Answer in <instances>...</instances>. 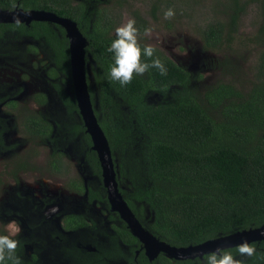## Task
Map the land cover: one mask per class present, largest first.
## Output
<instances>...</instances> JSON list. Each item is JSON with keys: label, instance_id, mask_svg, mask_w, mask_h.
Listing matches in <instances>:
<instances>
[{"label": "trees", "instance_id": "1", "mask_svg": "<svg viewBox=\"0 0 264 264\" xmlns=\"http://www.w3.org/2000/svg\"><path fill=\"white\" fill-rule=\"evenodd\" d=\"M255 1L259 2L262 22L249 39L259 49L251 86L244 89L233 82L220 81L202 89L197 82L201 76L192 75L157 48L154 54L165 63L166 76L152 69L126 87L107 80L111 54L105 49L114 28L119 26L120 14L103 0H0L3 10L50 11L78 24L89 42V92L96 106L97 97L95 114L114 159L116 154L120 160L121 180L127 177L131 183V190L120 189L121 193L143 226L171 246L199 245L212 240L206 237L213 233L219 238L264 226V0ZM248 6L247 1L234 0L225 5L228 19H217L203 29L205 48L225 56L218 58L224 71L233 73L239 69L226 54L231 50L239 53L234 40ZM158 8L155 3L154 17ZM130 11L140 29L139 43L143 46V29L150 25L140 11ZM65 35L59 25L46 22H33L30 26L0 24V40L31 38L45 46L51 62L71 85ZM63 100L69 106V116H79L76 98L64 95ZM25 128L38 138L48 137L54 144V164L58 166L63 152L57 149L50 122L32 113L26 116ZM72 128L75 134H83L82 142L88 147L86 158L101 182L100 163L83 121ZM6 131V122L0 117V145ZM69 185L80 195L86 192L79 179L71 180ZM100 188L101 193L89 189L90 202H107L106 191L102 185ZM115 218L120 226L114 225L113 233L90 224L82 215L68 214L63 220V230L68 234H62L55 224L45 223L36 207H32L26 224L32 231L30 240L41 248L29 257L25 250L28 241L23 239L17 254L24 264H132L135 245L139 243L126 224ZM255 244L257 252L264 253V241ZM228 250L244 264H264V258L241 257L235 248ZM142 261L150 264L144 255L139 258L140 264ZM159 262L171 263L166 257H160Z\"/></svg>", "mask_w": 264, "mask_h": 264}, {"label": "rangeland", "instance_id": "2", "mask_svg": "<svg viewBox=\"0 0 264 264\" xmlns=\"http://www.w3.org/2000/svg\"><path fill=\"white\" fill-rule=\"evenodd\" d=\"M103 1L120 14L119 25L132 18L130 10L140 11L153 29L143 36L145 43L162 51L192 75L201 76V80L197 82L202 89L212 87L220 81H230L244 89L251 86L259 49L255 44H250L249 39L262 22L259 2L244 0L249 2V6L241 16L234 40L239 53L235 54L231 50L226 54L239 67L232 73L222 70L218 65V58H224V55L205 48L202 32L209 23L217 19H228L229 11L225 9V5L233 4L234 0ZM155 3L159 8L154 17L152 13ZM169 7L175 10L176 15L165 20L163 11ZM44 49L45 46L31 38L16 40L8 37L0 41V94L16 95V99L31 112L45 115L56 132L57 139H63L57 149L64 155V172L56 173L50 169L53 146L48 141L27 137L26 133L25 135L13 126L12 112L5 105L0 106V113L12 124L3 147L7 150L0 152V230L10 233V225H18L20 231L15 238L19 241L32 238V231L25 222L27 212L24 208L30 211L33 206L36 207V212L45 223L51 224V221L57 220L58 227L62 218L71 213L85 214L102 223L110 217V212L102 205L87 201L88 190L99 189L101 183L93 175L86 158L88 147L82 142L83 134L73 132V125L81 123L80 114L70 117L69 106L59 93L61 90L64 95L73 99V88L64 74H53L51 68L55 66L51 64ZM36 94H44V105L34 101L33 96ZM95 103L98 109L97 97ZM137 148L133 150L134 153ZM115 162L120 188L128 192L131 190V183L127 177L121 180V164L116 154ZM74 179L84 183L87 189L84 195L70 189L69 182ZM42 212L45 213V219ZM33 248L40 249L41 246L27 245V253L31 254Z\"/></svg>", "mask_w": 264, "mask_h": 264}, {"label": "water", "instance_id": "3", "mask_svg": "<svg viewBox=\"0 0 264 264\" xmlns=\"http://www.w3.org/2000/svg\"><path fill=\"white\" fill-rule=\"evenodd\" d=\"M33 22H46L59 25L65 31L69 45L74 95L86 132L91 136L92 150L97 154L100 163L102 181L107 191L111 210L119 214L132 235L142 243L150 260H155L162 253L169 259L193 261L216 247L228 250L236 248V245L243 240L254 243L264 241V226H261L212 239L199 245L174 247L156 238L146 229L121 193L116 162L109 141L95 114L96 105L93 104L89 92V82L92 81V72L87 57H89L90 61L92 58L86 51L89 46L87 38L83 35L74 20L60 17L53 12L43 10L26 11L21 8H16L12 11L0 9V24H25L29 26Z\"/></svg>", "mask_w": 264, "mask_h": 264}, {"label": "clouds", "instance_id": "4", "mask_svg": "<svg viewBox=\"0 0 264 264\" xmlns=\"http://www.w3.org/2000/svg\"><path fill=\"white\" fill-rule=\"evenodd\" d=\"M175 15L176 12L171 7L163 11L165 20ZM152 31V28L145 27L143 35H148ZM140 35V29L136 26L134 18H129L125 23L114 28L113 37L105 49L111 54V63L105 73L107 80L126 87L134 78H141L152 69H155L161 76L167 75L168 69L165 63L154 54L156 49L151 44L141 46ZM10 229V233L0 232V264H24L22 257L17 254L20 241L15 238L20 228L13 224L10 225ZM206 239H216V234L213 233ZM235 251L241 257L264 258V253H258L256 244L248 240H243L236 245ZM195 264H244V261L234 256L232 251L216 247L197 258Z\"/></svg>", "mask_w": 264, "mask_h": 264}, {"label": "flooded vegetation", "instance_id": "5", "mask_svg": "<svg viewBox=\"0 0 264 264\" xmlns=\"http://www.w3.org/2000/svg\"><path fill=\"white\" fill-rule=\"evenodd\" d=\"M27 26V25H26ZM30 26V25H29ZM63 29V28H62ZM64 30V29H63ZM66 36V35H65ZM5 40V39H4ZM4 40H0V41H4ZM68 50H69V45H68ZM48 58H49V56H48ZM51 64H53L52 62H51ZM54 65V64H53ZM55 66V65H54ZM51 71H54L53 72V74H59V73H61V74H63V72L62 71H60L58 68L56 69V66L55 67H53V68H51ZM56 71V72H55ZM68 79V78H67ZM71 86H72V83H71ZM72 88H73V86H72ZM59 93H60V96H61V98L63 99V96H64V94L61 92V90H59ZM16 95H9V94H0V99H2L3 101H2V103L0 104V106H6L7 107V110L8 111H11L12 112V118H13V120H14V123H12L13 124V126H15V127H17L19 130H21V131H23L24 132V134L27 136V137H29V138H32L33 140H39V141H41V140H43V141H48L49 142V144H51L52 146H53V148H52V150H51V161H50V169L52 170V171H55L56 173H63L64 172V160H63V157H62V159L60 160V163L58 164V166H62V169H60L58 166H57V164L55 165L54 164V160L56 159L55 158V153L56 152H54L53 151V149H54V144L48 139V137H45V138H38V136H34V135H32V134H30V133H28V131L26 130V128H25V120H26V116L27 115H29V114H32V113H35V112H31L29 109H28V107L27 106H25V105H22L17 99H16ZM45 98V99H44ZM33 99H34V101H36L38 104H40V105H44L45 103H46V97L44 96V94H36L35 96H33ZM42 101H45V102H42ZM10 104H12L11 106L13 107H11L10 106ZM13 104H15V105H13ZM35 114H39V115H41V116H43L44 117V119L46 120V121H49L48 120V118L45 116V115H43V114H41V113H35ZM80 114V113H79ZM0 117L1 118H3L4 120H5V122H6V125H7V131L5 132V134H4V136H3V138H4V140H3V144L2 145H0V152H5L6 150H7V148H3L4 146H5V144H6V138H7V136H8V134H9V132H10V130H11V128H12V124H11V122H10V120L8 119V118H6V117H4L1 113H0ZM81 117V116H80ZM81 120H82V118H81ZM84 124V123H83ZM53 133H56L55 131H54V129H53ZM63 141V139H57L56 140V145H60V143ZM91 149H92V147H91ZM60 151V150H59ZM64 156V155H63ZM24 163V162H23ZM25 164V163H24ZM56 166H57V168H56ZM101 185L104 187V185H103V182H102V180H101ZM69 184H70V182H69ZM100 185V186H101ZM85 186V185H84ZM69 187H70V185H69ZM86 188V187H85ZM70 189L71 190H73L71 187H70ZM104 189H105V187H104ZM98 190V192H103V189L102 188H99V189H97ZM74 191V190H73ZM105 191H106V189H105ZM86 192H87V189H86ZM85 192V193H86ZM105 198L107 199V202L105 203V202H102V201H100V200H98V199H95V200H93L92 202H90V200H89V190H88V202L90 203V204H94V203H96V204H100V205H102L103 206V208L104 209H106V210H108L109 212H110V217H109V220L108 221H105V222H101V221H97L95 218H92V217H87L85 214H78V213H71V214H77V215H82V216H84L85 218H86V220L90 223V224H92V225H94V226H96V227H98V228H106V230L107 231H109V232H113V233H115L116 231H115V226L114 225H116V226H120V221H118V219H116L115 217H119L120 219H121V217L119 216V214L118 213H115V212H112V210H111V206H110V203H109V201H108V198H107V191H106V196H105ZM47 206V205H46ZM33 208H35L34 206H33ZM24 210H26V212H27V215L25 216V222H26V218H27V216H28V214H29V211H27V209L26 208H24ZM42 215H43V217H44V219H45V213H41ZM66 215H68V214H66ZM65 215V216H66ZM65 216L62 218V220H61V225H60V227H58L57 226V220H54V221H51V223H53V224H55V226L58 228V230H60V232L62 233V234H68V233H66L64 230H63V220H64V218H65ZM55 218V217H54ZM121 221H123L122 219H121ZM47 222H49V221H47ZM109 222V225H107V223ZM124 222V221H123ZM125 223V222H124ZM48 224V223H47ZM126 224V223H125ZM50 225V224H49ZM127 226V225H126ZM128 228V227H127ZM27 241H28V243L27 244H25V250H26V246L27 245H31V246H35L36 244H38V243H33L31 240H30V238H25ZM137 241H138V243L139 244H136L135 245V247H136V249H135V256H134V260H133V262L134 263H132V264H140V262H139V258H143V255L144 256H146L147 257V259H148V263H150V264H161L160 262H159V259H160V257H166L164 254H160L155 260H150V258L147 256V254H146V251H145V248L143 247V245H142V243L137 239ZM80 242H78L77 244H79ZM122 246H124L125 248H128L127 246H125L124 244H122ZM89 249H91V250H93V248L92 247H88ZM39 249V248H38ZM34 252H35V248H33V250H32V252H31V254H28L27 253V251H26V253L28 254V256L29 257H31L33 254H34ZM166 258H168V257H166ZM169 259V258H168ZM170 261H171V263L170 264H176L177 262H182L183 260H175V259H169ZM186 261H188V260H186ZM192 261V260H191ZM123 264H125V263H123ZM128 264V263H127ZM141 264H144V262L142 261V263Z\"/></svg>", "mask_w": 264, "mask_h": 264}]
</instances>
